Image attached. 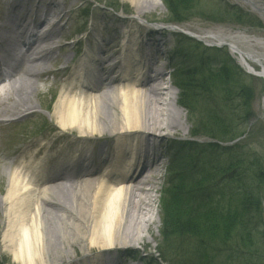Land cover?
I'll use <instances>...</instances> for the list:
<instances>
[{
    "label": "bare ground",
    "instance_id": "1",
    "mask_svg": "<svg viewBox=\"0 0 264 264\" xmlns=\"http://www.w3.org/2000/svg\"><path fill=\"white\" fill-rule=\"evenodd\" d=\"M123 1L138 8L140 14L148 2L162 7L161 0ZM246 1L264 19V5ZM3 5L0 119L37 107L40 78L48 73L49 63L58 61L51 44L60 38L62 28L57 29V21H51L64 18L56 2L4 0ZM92 38L93 51H87L73 66L71 84L61 92L51 118L64 130L65 138L76 136L75 144L100 136L98 140H107L106 146L71 144L51 165L53 159L40 158L48 143L39 146L35 142L27 149L28 155H33L31 161L16 159L6 168L8 186L6 193L0 194L4 214L1 243L18 264H57L62 256L71 259L77 244L82 249L101 250L79 264H121L107 255L109 250L145 242L142 233L155 223V182L160 167L156 141L161 134L182 126L184 113L176 107L177 92L167 85L164 67H156L149 59L151 53L146 54L148 45L159 50L156 39L148 41L145 36L139 45L125 36L123 59L109 66L119 47L103 35ZM220 42L230 45L240 64L264 81V58L244 52L234 42ZM96 53H111V57L98 58ZM13 60L19 64L9 67ZM65 60L69 63L71 57ZM118 64L124 66L122 73L113 77ZM102 168L103 174L93 178Z\"/></svg>",
    "mask_w": 264,
    "mask_h": 264
},
{
    "label": "trees",
    "instance_id": "2",
    "mask_svg": "<svg viewBox=\"0 0 264 264\" xmlns=\"http://www.w3.org/2000/svg\"><path fill=\"white\" fill-rule=\"evenodd\" d=\"M162 1L170 24L189 22L207 2ZM218 10L209 11L214 20L260 25L238 7ZM186 39L177 37L172 54L174 86L178 105L189 113L191 135L207 142L170 145L163 234L176 247L179 261L172 264H264V155L241 141L226 146L248 134L254 119L250 77L219 49Z\"/></svg>",
    "mask_w": 264,
    "mask_h": 264
},
{
    "label": "rangeland",
    "instance_id": "3",
    "mask_svg": "<svg viewBox=\"0 0 264 264\" xmlns=\"http://www.w3.org/2000/svg\"><path fill=\"white\" fill-rule=\"evenodd\" d=\"M39 1L40 0H32L34 4H37ZM254 1L264 5V0ZM41 2L46 4L56 2L60 4L62 9V15L64 18L60 20L59 17H55L53 18L54 20H52V22L57 21V29L62 28L60 38L53 41L51 44L56 48L58 61L49 63L48 73L40 78V93L36 96L37 107L29 111L5 115L0 119V156H3V158L0 157V194L3 195L6 193L8 186L6 168L10 167L16 159L21 162L31 161L33 155H28L27 149L35 142L39 146H44L48 143L45 152L40 158H45L48 161L53 159L50 163L51 165L54 164L55 160L62 157L59 152L66 151L71 144L76 146L79 144L85 146L105 144L106 146L107 140H98V137L100 136H94L88 141V143L75 144V141L78 143L76 136L72 134L65 138L66 134L64 130L60 129L57 123L51 118L54 113L55 103L61 92L71 84L70 77L73 71V66L85 56L84 48L86 45L90 44V46H93L92 40L94 39L92 36L97 35L101 38L103 35L106 38L113 40L111 44H117L119 47L118 56L111 58L113 61H109V66L115 61L122 59L121 53L123 46L121 44L126 42H122L125 36H130V39H133V41L134 39L137 40L138 44L144 43L145 36L148 41L149 39H156V44L159 50L157 52L153 49L151 50V47L148 45L150 43H147L150 48L147 46L146 54H148V51L151 53L153 57L149 59L151 60V63L156 62V67H164V79L167 82V85L173 89H175L173 85V75L176 60L173 61L171 56L175 51L177 42L176 38L171 36L173 35L172 33H177L178 35L187 38V41L195 40L202 46L206 48L213 47V49L220 45L222 39H225L228 42H234L237 44L244 52L253 53L264 58V44L262 46L259 45V43H264V19L259 14L254 13L252 8L242 0L203 1L198 8V15L196 14L189 22L178 25L173 32L171 29L163 32L156 31L153 26H148L146 24V21L157 24L162 22L165 23L164 21H166L167 18V10L163 3L162 8L158 5L153 6L151 5L152 2H148L143 9V13L140 14L138 8L128 2H124L123 0H41ZM3 3L4 0H0L2 11L5 10ZM223 3L224 5L229 6L234 5L247 12L254 19L253 21L259 22L260 25L256 26L254 23L246 22L236 24L228 19H219V21L214 20L211 17L212 15L210 12H219L218 9L224 7ZM160 26L161 25H159V27ZM185 34L197 37L199 41L192 39ZM138 36H141V39L137 38ZM161 37H163V40ZM103 43L105 45L108 44L107 42ZM104 44L102 45L105 46ZM143 47H146V43ZM82 49L83 51H81ZM218 49L221 54H226L232 58L235 63L245 71L240 64L238 56L233 54L229 47L219 46ZM80 51L82 52L81 55ZM66 56L71 57L69 63H66ZM109 57H111V53L104 56L103 59H109ZM146 57L147 56L143 59H146ZM56 73H59V75ZM121 73L122 67L117 66L113 71V77H118ZM246 74L250 77V81L247 82L254 91V99L252 103L254 119L252 120V123L249 124L248 134L243 136L241 140L239 139L233 144L226 146H232L242 142L244 145H248L264 155V81L250 73L246 72ZM175 90L177 92L176 107L183 111L184 116L181 117L182 126L179 127L177 131H174L173 133L165 132L164 134H161L162 136L156 141L159 146V153H157V156L160 157V167L159 172L157 173L158 179L155 182V213L153 217L155 223L150 226L148 232L144 231V233H142L145 237V242H135V244H131L126 248L119 246L117 248V251L120 250L118 253L115 249L109 250V252L115 251L116 253L102 251L104 253L108 252L107 255L112 256L114 260H117L118 258V260L121 261V264H146L147 260L149 261V259L155 258L158 260L162 255L168 259H160L159 264H172L175 261H179V258L174 256L176 247L174 246L173 239L166 240L165 235L163 234V203L169 189V186L166 183L170 175V152L167 151V146L172 141H196L200 144L207 142V140L201 137L196 138L195 140L191 135L193 125L190 122L189 113L178 105L177 101L179 93L177 89ZM2 125H6V127H3ZM42 130L44 131L42 134L43 136L40 135L39 138L38 134L41 133ZM107 134L108 137L113 136L109 135V133ZM157 134L159 135V133ZM26 135L28 137H26ZM108 145L111 148V142ZM49 152L51 155L47 154ZM40 158L39 160H41ZM104 170L105 168L99 170L93 178H99ZM3 225L4 214L0 205V264H18L13 260L11 254L4 249V245L1 243ZM144 243L149 244L145 246ZM82 247L81 244L75 245V254L71 259L67 260L66 256H62L61 261L57 264H79L84 259L101 253V250L96 247L89 249H86L87 247L82 249Z\"/></svg>",
    "mask_w": 264,
    "mask_h": 264
}]
</instances>
